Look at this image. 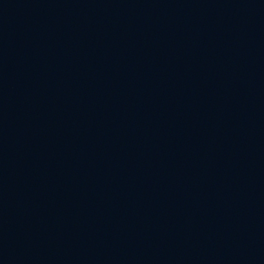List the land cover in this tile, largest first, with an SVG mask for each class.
<instances>
[{"label":"water","instance_id":"water-1","mask_svg":"<svg viewBox=\"0 0 264 264\" xmlns=\"http://www.w3.org/2000/svg\"><path fill=\"white\" fill-rule=\"evenodd\" d=\"M112 0H0V264H89Z\"/></svg>","mask_w":264,"mask_h":264}]
</instances>
